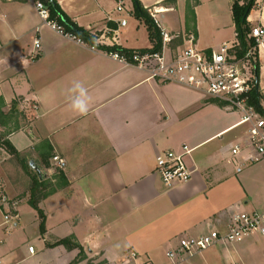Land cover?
I'll use <instances>...</instances> for the list:
<instances>
[{
  "label": "crops",
  "instance_id": "0c3cea01",
  "mask_svg": "<svg viewBox=\"0 0 264 264\" xmlns=\"http://www.w3.org/2000/svg\"><path fill=\"white\" fill-rule=\"evenodd\" d=\"M165 1L140 0L146 9L162 10L159 18L169 32H188L182 1ZM56 2L93 44L44 24L32 0H0V98L6 113L16 102L24 121L8 139L54 184L39 203L43 230L29 202L11 205L17 219L7 224L0 205V264H170L167 253L180 238L226 232L238 212L264 213V160L247 165L232 155L247 136L242 115L212 103L216 98L201 91L149 79L147 70L110 56L106 48H152L133 1ZM233 2L227 20L213 22L206 41L200 5L195 7L199 48L237 42ZM248 22L251 28L264 26V0L256 1ZM37 39L41 49L35 56ZM257 63L264 109V52ZM76 80L91 97L85 116L71 110L66 95ZM12 126L0 125V134ZM183 146L191 149L185 161L193 178L168 189L155 171L156 157L166 150L181 152ZM54 154L66 159V170L51 166ZM59 172L66 185L58 184ZM65 238L81 249L58 243ZM132 251L136 260L129 259ZM194 264H264V236L213 246Z\"/></svg>",
  "mask_w": 264,
  "mask_h": 264
},
{
  "label": "built area",
  "instance_id": "2783aa9c",
  "mask_svg": "<svg viewBox=\"0 0 264 264\" xmlns=\"http://www.w3.org/2000/svg\"><path fill=\"white\" fill-rule=\"evenodd\" d=\"M32 1L44 24L79 43L85 42L75 34L67 32L61 24L52 19L50 9L44 2ZM118 10L122 11L123 8L120 6ZM161 11L155 7L148 9L149 15L160 30L162 37L160 51L135 50L130 55L109 52L110 56L123 64L147 70L149 79L166 84H179L201 91L209 97L224 102L227 108L238 111L242 115L241 123L249 127L243 143L233 147L232 155L236 160L242 156L243 162L247 165L264 160V117L248 104V95L255 79L254 65L264 52V26L252 28L250 37L255 40V45L239 58L236 52V48L239 47L237 42L224 43L219 49L204 50L198 47L194 32H169L159 18ZM121 24L125 26L126 20H122ZM177 40H181L182 44L174 49L172 46ZM34 46L33 53L37 56L41 49V41L35 40ZM251 68H253V74ZM190 153L191 149L183 146L181 152L166 150L158 154L155 171L166 188L187 184L192 180L194 170L189 168L185 161V157ZM51 165L55 169L64 171L67 168V161L55 154L51 158ZM237 170L241 172L243 169L239 166ZM0 205L6 224L17 219V215L12 214L10 200L1 187ZM252 235L264 236V213L238 212L233 214L226 232L213 230L198 237L180 238L177 248L170 250L167 258L170 264H194L197 256L213 246L239 244ZM28 250L30 254H34L35 247L30 246ZM137 256L134 251L129 253L131 260H136Z\"/></svg>",
  "mask_w": 264,
  "mask_h": 264
},
{
  "label": "trees",
  "instance_id": "16d2710c",
  "mask_svg": "<svg viewBox=\"0 0 264 264\" xmlns=\"http://www.w3.org/2000/svg\"><path fill=\"white\" fill-rule=\"evenodd\" d=\"M45 3V5L50 9L51 18L55 19L59 24H61L67 32L73 33L79 38L87 41L90 44L94 43V38L85 30L78 27L72 20H70L67 15L62 11L56 0H41ZM176 0H166L165 3L175 2ZM257 0H235L232 6L233 11V19L235 22L236 28V38L237 43H239V47H237L236 52L239 58L243 57L247 50L255 45V40L250 38L249 35L251 34L252 28L248 22V16L251 10L255 7ZM134 3V11L135 15L138 19L142 20L147 27L149 33V39L152 44L151 49H144L141 51H149V52H158L161 50L162 47V37L160 34L159 28L155 25L153 19L149 15L148 9L144 8L141 4L140 0H133ZM190 6V0L188 1V11L186 12V28L188 32H194L196 34V27H195V13ZM176 43H181V40H177ZM173 43V46H174ZM109 52H120L123 54L130 55L134 51L121 49L119 47H111L106 48ZM259 72L260 67L259 64L256 63L254 65V85L252 90L249 93V102L248 104L255 108V110L264 117V109L262 107V94L259 87ZM212 103H215L221 107H225L226 104L220 100H212ZM6 104L2 98H0V125L2 127H7L9 123H13V126L10 130L4 131L3 134L0 135V148H4L8 153H10L13 157L19 159V162L23 167L31 171L32 179H33V187L38 190L39 193L42 192V199L49 195L51 192H44L46 189V185L48 183L42 177L38 176L36 172H33L28 164L27 160L21 156V153L14 147V145L8 139V135L11 134L13 129H17L19 127V120L22 114L17 109V103L13 102L11 105V109L9 112H5L4 109ZM58 180L60 185H66V179L63 172H59ZM54 191V190H53ZM52 191V192H53ZM39 195V194H38ZM29 204L38 212L40 217V226L41 229H44L45 224V215L42 209L39 207V200H30ZM58 243L65 245L69 249L80 248V245L75 243L72 238H65L60 240ZM81 249V248H80Z\"/></svg>",
  "mask_w": 264,
  "mask_h": 264
},
{
  "label": "rangeland",
  "instance_id": "374dc122",
  "mask_svg": "<svg viewBox=\"0 0 264 264\" xmlns=\"http://www.w3.org/2000/svg\"><path fill=\"white\" fill-rule=\"evenodd\" d=\"M181 1H182V5L185 7V11L187 12L189 0H181ZM209 1L210 0H208V2L206 0H203V1L201 0V3H200V0H190V6H189L190 8L195 10V7L198 6V4L200 5L199 17L201 20V26L204 30V40L205 41L207 39H210L211 37V32L213 30L212 29L213 22L216 23L219 21H223V19L224 21L227 20V17H228L227 8H228V5H230L229 0H219V1L217 0L214 3L209 2ZM233 1L235 0H232V2ZM197 45L198 47H200L199 44ZM213 47H217L216 49H219V44H215L213 45ZM250 70L252 73L253 68ZM248 75H250L249 72H248ZM21 123L23 124L24 121L20 120V124ZM4 131L1 132V134H3ZM7 153L8 152L4 148H2V151L0 150V155H1L0 156V174H2V176L0 177V187L3 189V191L6 190V192L9 193V195L11 196V199H9L11 202L10 205H12L14 208H17L18 202H21V203L24 202L27 204V202L33 199L39 200V203H40V201H42L43 195H42V192L39 193V191L38 190L36 191V189L33 187V179H32L31 171H28V169L23 167V165L20 164L19 159L13 157L10 153L9 155H11V157L7 159ZM27 162L28 164L30 163L29 159L27 160ZM31 170L33 169L31 168ZM33 172L35 171L33 170ZM53 187H54L53 183H48V185H46V189L44 190V192L46 193V192L52 191ZM31 231H32V228L30 227V229L28 230V233H30Z\"/></svg>",
  "mask_w": 264,
  "mask_h": 264
},
{
  "label": "clouds",
  "instance_id": "9594fccd",
  "mask_svg": "<svg viewBox=\"0 0 264 264\" xmlns=\"http://www.w3.org/2000/svg\"><path fill=\"white\" fill-rule=\"evenodd\" d=\"M66 95L73 112L81 116L88 114L91 97L82 81H73L71 87L66 90Z\"/></svg>",
  "mask_w": 264,
  "mask_h": 264
},
{
  "label": "water",
  "instance_id": "95a60500",
  "mask_svg": "<svg viewBox=\"0 0 264 264\" xmlns=\"http://www.w3.org/2000/svg\"><path fill=\"white\" fill-rule=\"evenodd\" d=\"M30 167L37 172V174L42 177L41 170L35 165L34 161L30 162Z\"/></svg>",
  "mask_w": 264,
  "mask_h": 264
}]
</instances>
